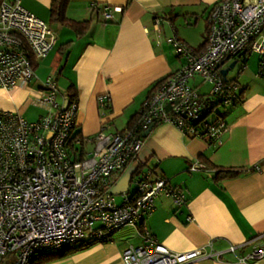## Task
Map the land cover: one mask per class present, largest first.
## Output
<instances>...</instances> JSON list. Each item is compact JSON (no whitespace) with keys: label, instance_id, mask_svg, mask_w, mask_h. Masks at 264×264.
Wrapping results in <instances>:
<instances>
[{"label":"built area","instance_id":"2783aa9c","mask_svg":"<svg viewBox=\"0 0 264 264\" xmlns=\"http://www.w3.org/2000/svg\"><path fill=\"white\" fill-rule=\"evenodd\" d=\"M21 0H0V90L26 87L34 78L33 63L44 58L56 42L48 22L27 10ZM119 7L90 6L102 21L113 20ZM206 43L200 51L172 33L171 42L181 67L155 83L136 118L121 130L94 136V147L77 158L69 145L77 124L76 98L61 94L53 76L43 81L36 101L45 112L35 121L19 113L0 110V264H30L33 256L74 248L81 243H103L123 227L137 225L155 209V199L165 195L177 208L185 193L151 168L135 179L136 190L121 202L111 192L118 177L136 159L149 127L175 126L181 134L217 142L227 129L223 109L237 100L236 81H223L224 63L259 55L258 72L264 71V0H219L209 10ZM239 57H238V56ZM199 77L200 83H189ZM210 86L200 91L201 84ZM109 94L99 97L109 107ZM168 106V107H166ZM193 162L188 171H205ZM186 221L192 220L187 215ZM144 242L125 247L124 264H187L198 259H219L252 244L250 253L237 257L253 262L264 257L260 235L221 250L196 248L169 251L149 232Z\"/></svg>","mask_w":264,"mask_h":264},{"label":"crops","instance_id":"0c3cea01","mask_svg":"<svg viewBox=\"0 0 264 264\" xmlns=\"http://www.w3.org/2000/svg\"><path fill=\"white\" fill-rule=\"evenodd\" d=\"M217 1L70 0L67 17L88 21L86 30L77 35L73 29L49 21L51 0H21L27 10L48 22L56 42L44 58L33 63L35 76L26 87L0 90V110L24 115L30 107H37L35 117L25 118L35 121L45 112L36 102L43 77L53 76L61 94L69 95V87L74 89L78 112L69 151L85 158L94 147V136L100 131L107 135L121 130L155 83L181 67L183 58L172 46V33L194 49L201 46L207 37L205 18ZM94 3L120 10L113 11V20L104 22L100 14L90 12ZM252 54L238 60L241 76L236 82L241 99L224 111L227 129L219 140L209 143L181 134L172 124L156 123L132 161L138 163L134 172L140 164L142 167L133 172L126 191L114 194L122 199L134 193L135 179L151 168L155 175L167 178L168 184L183 189L184 204L177 208L170 197L161 195L155 199V209L137 225L121 228L107 242L89 244L44 264H124L121 252L143 244L146 231L175 253L199 247L221 250L257 235L264 248V71L259 74V55ZM104 94L111 97L106 108L98 99ZM203 160L240 173L216 180L215 170L206 165L205 171H188L193 162ZM121 175L112 178L113 185ZM131 183L135 186L132 191ZM187 215L192 220L186 221ZM252 247L246 244L217 260L187 264H264V257L250 263L237 260Z\"/></svg>","mask_w":264,"mask_h":264},{"label":"trees","instance_id":"16d2710c","mask_svg":"<svg viewBox=\"0 0 264 264\" xmlns=\"http://www.w3.org/2000/svg\"><path fill=\"white\" fill-rule=\"evenodd\" d=\"M70 0H51L50 3V7H49V21L52 22H58L59 24H61L62 26H67L71 29H73L77 35H80L81 33H83L86 28L88 27V21H74L72 19H69L67 17V14L65 13V11L67 10L68 4H69ZM204 43H206V40L200 44L201 46L196 49L197 51H200L203 46ZM238 61V60H237ZM163 78H161L160 80H162ZM159 80V81H160ZM232 81L231 79H228V82ZM153 89V87H152ZM152 89L150 90L149 94L151 93ZM69 97L70 98H75V93H74V89L72 87H69ZM149 94L147 96H149ZM237 100L232 104L234 105L236 102L240 101L241 99V95L239 94V92H237ZM231 105V106H232ZM231 106L226 107L225 109H223V114L225 113L224 111L228 110ZM137 116V113L132 117V119L127 122V124H130L131 121H133ZM203 163H205V165L208 168H213V170H215V176L214 178L216 180L219 179H223V178H228V177H235L237 176L240 171L237 169H232V168H224V167H217L214 165H211L209 163H207L206 161H202ZM142 165H139V168H141ZM139 168L136 170V172H134L135 174L139 171ZM92 244V243H81L77 246H75L74 248H67L61 251H57L54 253H47V254H40V255H35L31 258L30 260V264H44L50 261H54L57 259H62L63 257L70 255L74 252H76L77 250H80L84 247H86L87 245Z\"/></svg>","mask_w":264,"mask_h":264},{"label":"water","instance_id":"95a60500","mask_svg":"<svg viewBox=\"0 0 264 264\" xmlns=\"http://www.w3.org/2000/svg\"><path fill=\"white\" fill-rule=\"evenodd\" d=\"M236 63H237V60L234 59L229 63V65L227 67L221 68L220 73L224 79L223 81H228L227 74L230 70H232L233 67H235ZM166 107H168V106H166ZM151 128H152V126L149 127L146 131H144L141 135L143 137H146L147 134L149 133V131L151 130ZM137 166H138V163L136 161H134L125 169L124 172H122V175L119 178V180L114 185H112L111 192L113 194L121 193V192H124L127 190V187H128L127 185L129 184L130 180L132 179L133 172L135 171Z\"/></svg>","mask_w":264,"mask_h":264},{"label":"rangeland","instance_id":"374dc122","mask_svg":"<svg viewBox=\"0 0 264 264\" xmlns=\"http://www.w3.org/2000/svg\"><path fill=\"white\" fill-rule=\"evenodd\" d=\"M201 21H203L202 19H201ZM252 54V53H251ZM250 54V55H251ZM253 56H254V54H252ZM230 63V62H229ZM229 63H226V65H225V67H227L228 65H229ZM240 64H241V62L240 61H238L237 63H236V65H235V67H233L232 68V70H230L229 72H228V74H227V78L230 80H234V81H236V80H238V78L241 76L240 74ZM239 75V76H238ZM47 76H51V75H47ZM47 76H44L43 77V79L44 78H46ZM238 76V77H237ZM195 82H193V81H191L190 83L192 84H196V83H200L201 82V79L199 78V77H195ZM59 85V84H58ZM201 87H200V91H207V90H209V88H210V86L209 85H207V84H201L200 85ZM59 88H60V85H59ZM40 109V108H39ZM39 109L36 107H30L29 109H27V111H26V113L24 114V115H21L22 117L23 116H25L24 118H26V119H31V118H33V117H35V113H37L38 111H39ZM20 115V114H19ZM134 184L133 183H131V185H130V188H131V191L134 189V187L135 186H133ZM116 198V201L119 203V202H121V200L122 199H120L121 197L119 196V195H116L115 196ZM12 261H13V257H9V258H7L6 260H5V263L4 264H12Z\"/></svg>","mask_w":264,"mask_h":264}]
</instances>
